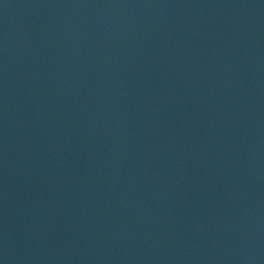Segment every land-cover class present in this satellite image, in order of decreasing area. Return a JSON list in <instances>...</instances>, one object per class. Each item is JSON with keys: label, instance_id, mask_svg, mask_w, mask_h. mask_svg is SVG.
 <instances>
[{"label": "water", "instance_id": "water-1", "mask_svg": "<svg viewBox=\"0 0 264 264\" xmlns=\"http://www.w3.org/2000/svg\"><path fill=\"white\" fill-rule=\"evenodd\" d=\"M0 264H264V0H0Z\"/></svg>", "mask_w": 264, "mask_h": 264}]
</instances>
